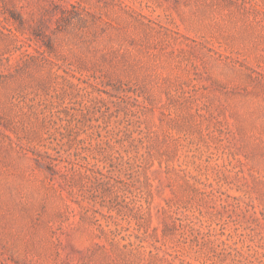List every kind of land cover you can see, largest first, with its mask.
<instances>
[{
	"label": "rangeland",
	"instance_id": "374dc122",
	"mask_svg": "<svg viewBox=\"0 0 264 264\" xmlns=\"http://www.w3.org/2000/svg\"><path fill=\"white\" fill-rule=\"evenodd\" d=\"M0 264H264V0H0Z\"/></svg>",
	"mask_w": 264,
	"mask_h": 264
}]
</instances>
